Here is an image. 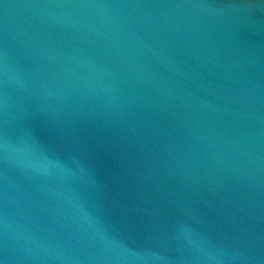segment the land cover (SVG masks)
<instances>
[{
    "label": "water",
    "instance_id": "1",
    "mask_svg": "<svg viewBox=\"0 0 264 264\" xmlns=\"http://www.w3.org/2000/svg\"><path fill=\"white\" fill-rule=\"evenodd\" d=\"M0 264H264V0H0Z\"/></svg>",
    "mask_w": 264,
    "mask_h": 264
}]
</instances>
